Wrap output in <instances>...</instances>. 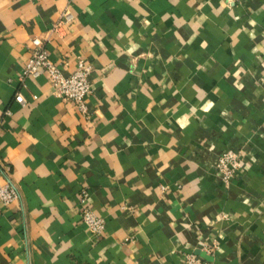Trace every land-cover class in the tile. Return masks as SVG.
Returning <instances> with one entry per match:
<instances>
[{"label": "crops", "instance_id": "crops-1", "mask_svg": "<svg viewBox=\"0 0 264 264\" xmlns=\"http://www.w3.org/2000/svg\"><path fill=\"white\" fill-rule=\"evenodd\" d=\"M35 36L65 75L90 66L86 112L45 72L19 80ZM227 149L243 159L229 183ZM8 178L20 199L0 202V264H264V0H0Z\"/></svg>", "mask_w": 264, "mask_h": 264}, {"label": "built area", "instance_id": "built-area-1", "mask_svg": "<svg viewBox=\"0 0 264 264\" xmlns=\"http://www.w3.org/2000/svg\"><path fill=\"white\" fill-rule=\"evenodd\" d=\"M71 0H67L68 4ZM74 19V14L68 6L62 11L60 19L55 23L54 30H58L63 24L70 23ZM33 44L31 55L25 63L19 80L24 85L25 80L29 78H37L42 73H47L48 80L54 90V93L64 100L74 102L80 111H87V98L92 92V84L89 79L90 66L81 58L78 59L76 68L68 75H65L61 68L55 64L49 57L44 40L39 37L31 39ZM14 99L24 104L26 98L22 91L14 93ZM242 155L232 149L223 151L218 156L216 170L222 180L226 183L231 181V178L239 170L242 165ZM5 173L8 168L4 169ZM165 188V186H163ZM88 191L86 189L80 192L79 215L81 220L87 226L88 232L92 237H100L105 230V219L97 215L87 203ZM20 192L18 187L8 178L4 184H0V202L4 205L19 200ZM216 246L206 249L209 255L213 254ZM184 264H212L203 256L195 252H186L184 254Z\"/></svg>", "mask_w": 264, "mask_h": 264}]
</instances>
